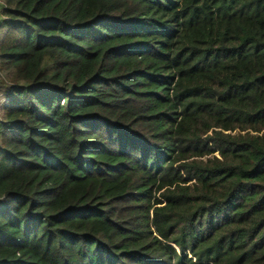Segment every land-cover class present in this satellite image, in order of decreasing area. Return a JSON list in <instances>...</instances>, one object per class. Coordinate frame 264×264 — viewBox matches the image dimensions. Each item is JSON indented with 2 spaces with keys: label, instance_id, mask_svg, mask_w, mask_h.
<instances>
[{
  "label": "trees",
  "instance_id": "obj_1",
  "mask_svg": "<svg viewBox=\"0 0 264 264\" xmlns=\"http://www.w3.org/2000/svg\"><path fill=\"white\" fill-rule=\"evenodd\" d=\"M0 264H264V0H0Z\"/></svg>",
  "mask_w": 264,
  "mask_h": 264
},
{
  "label": "rangeland",
  "instance_id": "obj_2",
  "mask_svg": "<svg viewBox=\"0 0 264 264\" xmlns=\"http://www.w3.org/2000/svg\"><path fill=\"white\" fill-rule=\"evenodd\" d=\"M1 34H0V40H1ZM6 103V100L2 99V96L0 95V121L2 120V116H3V107Z\"/></svg>",
  "mask_w": 264,
  "mask_h": 264
},
{
  "label": "crops",
  "instance_id": "obj_3",
  "mask_svg": "<svg viewBox=\"0 0 264 264\" xmlns=\"http://www.w3.org/2000/svg\"><path fill=\"white\" fill-rule=\"evenodd\" d=\"M1 34V33H0Z\"/></svg>",
  "mask_w": 264,
  "mask_h": 264
}]
</instances>
